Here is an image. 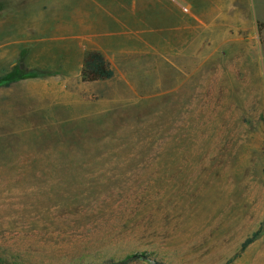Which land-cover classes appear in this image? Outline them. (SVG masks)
<instances>
[{"label":"rangeland","instance_id":"374dc122","mask_svg":"<svg viewBox=\"0 0 264 264\" xmlns=\"http://www.w3.org/2000/svg\"><path fill=\"white\" fill-rule=\"evenodd\" d=\"M27 2L0 0V18ZM259 9L173 45L175 28L126 30L114 77L91 84L75 45L15 23L0 80L32 77L0 87V264H264Z\"/></svg>","mask_w":264,"mask_h":264},{"label":"crops","instance_id":"0c3cea01","mask_svg":"<svg viewBox=\"0 0 264 264\" xmlns=\"http://www.w3.org/2000/svg\"><path fill=\"white\" fill-rule=\"evenodd\" d=\"M27 3L13 5L11 14L0 18V43L11 48L25 43L14 40L18 37L14 32L15 23L23 22L28 29L29 43L37 36L46 35L51 40L75 45L70 53L71 59L79 62L80 75L89 51H100L111 63V47L117 42L132 41L131 32L127 35L126 30L156 26L167 33L175 28L176 35H164L173 38V45L174 38L181 36L182 31L188 40L194 38L190 32L195 29H204L209 38L211 30L246 29L256 23L259 6H264V0H28ZM136 38L135 41L147 47L151 44L146 37ZM6 52L9 55L14 50Z\"/></svg>","mask_w":264,"mask_h":264},{"label":"trees","instance_id":"16d2710c","mask_svg":"<svg viewBox=\"0 0 264 264\" xmlns=\"http://www.w3.org/2000/svg\"><path fill=\"white\" fill-rule=\"evenodd\" d=\"M10 77H6L0 80V87H8L14 81L32 77L31 75L22 74L20 71H15ZM115 75L114 70L111 68L110 63L105 56L97 50L89 51L86 53L83 60V67L81 71V80L84 83H96L111 80ZM33 77H35L33 75ZM260 232H254L249 238H247L241 245V251L244 252L250 245H252L259 237ZM143 255H136L135 259H144ZM119 264V263H115ZM159 264V263H157Z\"/></svg>","mask_w":264,"mask_h":264}]
</instances>
